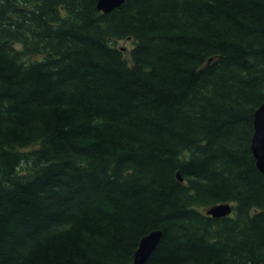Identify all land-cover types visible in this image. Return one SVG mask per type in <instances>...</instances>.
Listing matches in <instances>:
<instances>
[{"label": "trees", "instance_id": "1", "mask_svg": "<svg viewBox=\"0 0 264 264\" xmlns=\"http://www.w3.org/2000/svg\"><path fill=\"white\" fill-rule=\"evenodd\" d=\"M263 102L264 0H0V264H264Z\"/></svg>", "mask_w": 264, "mask_h": 264}, {"label": "water", "instance_id": "2", "mask_svg": "<svg viewBox=\"0 0 264 264\" xmlns=\"http://www.w3.org/2000/svg\"><path fill=\"white\" fill-rule=\"evenodd\" d=\"M125 1L126 0H98V9L101 12L109 13L115 8L121 6ZM251 149L256 158L259 170L264 173V102L255 112L254 135L252 138ZM177 175L180 181H184L180 172H178ZM233 209V205L229 203H221L206 208L205 212L212 217L219 218L231 215ZM162 237V230H154L144 236L135 253V264H144L156 249Z\"/></svg>", "mask_w": 264, "mask_h": 264}, {"label": "rangeland", "instance_id": "3", "mask_svg": "<svg viewBox=\"0 0 264 264\" xmlns=\"http://www.w3.org/2000/svg\"><path fill=\"white\" fill-rule=\"evenodd\" d=\"M119 44H120L121 46L127 48V50H128V49H131V47L133 46V42H132L131 39L121 40V41L119 42ZM129 52H130V51H128L127 54H128Z\"/></svg>", "mask_w": 264, "mask_h": 264}]
</instances>
